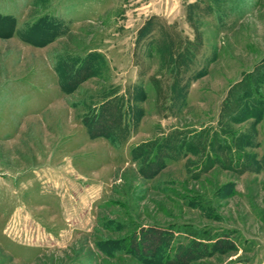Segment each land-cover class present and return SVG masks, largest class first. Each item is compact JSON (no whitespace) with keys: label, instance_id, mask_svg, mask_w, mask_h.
Instances as JSON below:
<instances>
[{"label":"rangeland","instance_id":"obj_1","mask_svg":"<svg viewBox=\"0 0 264 264\" xmlns=\"http://www.w3.org/2000/svg\"><path fill=\"white\" fill-rule=\"evenodd\" d=\"M0 264H264V0H0Z\"/></svg>","mask_w":264,"mask_h":264},{"label":"trees","instance_id":"obj_2","mask_svg":"<svg viewBox=\"0 0 264 264\" xmlns=\"http://www.w3.org/2000/svg\"><path fill=\"white\" fill-rule=\"evenodd\" d=\"M153 81L156 82V80H153ZM164 95L165 94L163 93L162 88L157 86V100L158 101H161V100L164 101V98H165ZM160 98H161V100H160Z\"/></svg>","mask_w":264,"mask_h":264}]
</instances>
